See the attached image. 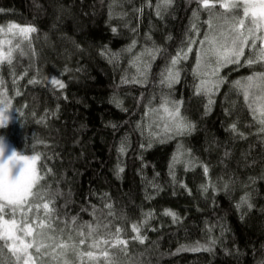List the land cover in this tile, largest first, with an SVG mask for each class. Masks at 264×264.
Returning <instances> with one entry per match:
<instances>
[{"label": "trees", "instance_id": "1", "mask_svg": "<svg viewBox=\"0 0 264 264\" xmlns=\"http://www.w3.org/2000/svg\"><path fill=\"white\" fill-rule=\"evenodd\" d=\"M157 3L0 0V40L12 41L0 46L4 51L23 39L13 38L19 29L4 32L10 24L36 29L29 34L30 44L20 43L26 55L17 49L12 65H0V98L11 100L12 117L0 135L23 154H40L38 166L46 165V199H54L50 207L59 214L53 227L70 225L75 216L77 228L98 222V238L128 242L89 248V241L80 252L92 251L96 258L71 251L67 264H264V125L252 100L264 103V96L250 89L246 103L233 83L264 73V62L248 65L242 58L238 65L222 67L223 83L209 105V97L198 95L196 88L201 78L212 77L194 74L200 49L193 45L177 65L179 82L167 88L161 74L171 58L186 49L189 38L205 35L210 18L213 28L223 24L218 16L225 10L217 4L209 12L196 0H172L158 16ZM133 41L136 46L129 52ZM262 43L257 41V50L245 48V57L256 59ZM156 48L161 52L154 60L145 54L137 61L141 67L150 62L146 81L132 83L139 78L135 57ZM112 54L118 59H110ZM53 79L65 87L53 85ZM165 96L183 102L181 114L194 125L191 132L176 135L155 127L150 109L159 107ZM245 196L251 207L241 203ZM40 214L43 218V209ZM134 225L145 237L143 244L135 239ZM2 259L15 264L6 249ZM45 264L65 262L58 253L56 261Z\"/></svg>", "mask_w": 264, "mask_h": 264}, {"label": "snow or ice", "instance_id": "2", "mask_svg": "<svg viewBox=\"0 0 264 264\" xmlns=\"http://www.w3.org/2000/svg\"><path fill=\"white\" fill-rule=\"evenodd\" d=\"M171 3L172 0H158L156 5L157 15H161L162 7L166 10ZM196 3L199 8L209 12H213L217 4H219L220 8L225 10V14L218 16V18L223 19V24L213 28L212 19L210 18L206 21L208 31L202 38H189L186 49H180L171 58L170 65L161 74V84L171 89L174 84L179 82L180 70L177 65L188 58L189 54L193 52V45H196L200 51L197 52V61L193 72L195 75H201L202 77H212L210 79L201 78L200 83L197 85L196 93L198 95H207L209 97L208 104L211 105L213 103L211 97L215 94L214 90H218L220 84L223 83V79L219 77L222 67L228 64L238 65L241 63L242 58L248 65L264 62V43L259 47L256 59L245 57V48L257 50V41L264 42V35L260 34L261 31H264V0H196ZM241 9L242 15H239V10ZM227 13H231V16H228ZM193 15L198 16V10L194 11ZM246 20L248 21L247 25ZM13 29H19L17 34H13V38L16 35H20L23 39L15 47L9 46L7 51L0 47V65L5 62L8 65H12L13 53L20 49V43L28 40L30 44L29 34L36 31L31 26L20 27L19 25L10 24L7 29L8 33H12ZM192 29L196 30L197 37H199V30L196 29L195 24L192 25ZM115 31L116 29L113 28V32ZM4 43L11 45L12 41L0 40V46ZM135 46L136 42L133 41L127 51L131 52ZM160 52L161 49L159 48L145 49L144 53L135 57L133 66L136 67L139 78L133 77L132 83L143 84L147 79L150 62H144L141 67L137 64L141 56L147 54L154 60ZM19 54L21 56L26 55L22 49H20ZM110 59H118V54H112ZM213 64L215 66L211 67ZM202 67H211V71L201 73L200 69ZM51 83L60 89L65 87L64 83L59 79H53ZM233 83L235 87L242 91L244 100L247 103L250 89L253 87L264 88V73H253L246 77L244 82L235 81ZM182 103V101L171 100L167 96L161 97L159 107L150 109L156 115V119L153 120L155 127H162L164 133H175L176 135L191 132L194 129V125L186 121V118L181 114ZM116 106L121 107L122 101L118 100ZM248 106L252 108V104L249 103ZM9 108H11V100L6 96L0 98V111ZM254 111L260 112V123L264 125V107L254 109ZM147 114L146 112L145 115ZM232 129L235 131V124L232 125ZM151 134L154 136L159 135V133ZM148 147H151V143H149ZM125 150L124 143H122L119 151L123 153ZM25 156L28 161V167L22 179L16 175L8 183L0 180V264H6L2 259L5 249L14 257L15 264H45L46 260L56 261L58 259V250H61L59 252L61 256H66L68 251L71 250L78 256L86 255L90 259H95L96 257L92 251L80 252V247L89 241V248H99L100 244H105L109 247H115L118 244L127 245L128 242L126 240H116L115 243H112L109 239L98 238V230L101 228V224L98 222L95 224L90 222L81 223L77 228V218L75 216L71 218L70 225L65 223L64 227H53L55 220L59 219V214L56 208L50 207L54 199H46L48 189L42 184V181L46 179V173L42 169L46 168V165L38 166L37 162L41 160L40 154ZM174 160L179 162L178 157H174ZM204 170L207 173V168ZM19 171L18 168V173ZM123 171V168H119V172ZM47 172L50 173L51 169H47ZM204 190L207 191V188L205 187ZM241 203L248 204V197H242ZM239 206L237 205V207ZM248 206L251 207V204H248ZM106 207L111 209L112 205L109 204ZM41 209H43V218H41L40 214ZM54 213L56 214L55 216L53 215ZM165 214L172 216L174 220L176 219L175 213L171 211H166ZM95 215L96 210L93 208L94 219ZM108 215L111 216L113 213L109 212ZM61 223L64 222L61 221ZM103 228L108 229L109 224H104ZM133 231L137 233L135 239L143 244L145 237L139 235V228L134 225ZM119 232L120 229L117 228L116 233L118 234ZM107 234L111 236V232ZM211 243L214 244L215 241ZM203 250L210 249L204 248ZM102 252L107 259L108 252L106 250H102ZM65 264H67V261H65Z\"/></svg>", "mask_w": 264, "mask_h": 264}, {"label": "clouds", "instance_id": "3", "mask_svg": "<svg viewBox=\"0 0 264 264\" xmlns=\"http://www.w3.org/2000/svg\"><path fill=\"white\" fill-rule=\"evenodd\" d=\"M10 112V108L0 111V129L7 128L11 123L12 117ZM27 167L28 161L26 156L14 146H11L5 136L0 135V180L8 183L13 177L14 170L18 168L20 171L17 175L22 179Z\"/></svg>", "mask_w": 264, "mask_h": 264}, {"label": "rangeland", "instance_id": "4", "mask_svg": "<svg viewBox=\"0 0 264 264\" xmlns=\"http://www.w3.org/2000/svg\"><path fill=\"white\" fill-rule=\"evenodd\" d=\"M4 32H7V30H4ZM262 34L264 35V31H262ZM252 90H253V91L256 90V92H257V97H259V96H264V88L253 87ZM253 91H252V93H253ZM256 92H255V93H256ZM255 93H254V96H256ZM252 100L255 102L254 105H255V108H256V109H258V107L261 108V106L264 107V106H263L264 103L260 102L258 98L255 99V98L252 97ZM8 142H9V141H8ZM9 143H10V142H9ZM10 145L13 146L11 143H10ZM24 155H26V154H24ZM17 174H18V169L14 170V172H13V177H15ZM65 239H66V238H65ZM60 251H61V250H59V252H60ZM59 252H58V253H59ZM70 253H71V250L68 251V253H67L66 256H63V260H64V262H65L66 260H68L69 257H71ZM60 256H61V255H60ZM74 260H75V258H74Z\"/></svg>", "mask_w": 264, "mask_h": 264}]
</instances>
